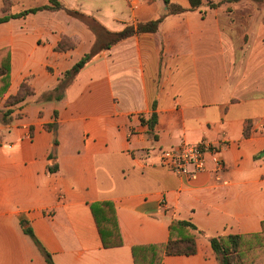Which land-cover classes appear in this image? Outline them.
Wrapping results in <instances>:
<instances>
[{
    "label": "crops",
    "instance_id": "0c3cea01",
    "mask_svg": "<svg viewBox=\"0 0 264 264\" xmlns=\"http://www.w3.org/2000/svg\"><path fill=\"white\" fill-rule=\"evenodd\" d=\"M60 1L109 33L167 10L164 0ZM46 4L0 0V16ZM96 42L64 9L0 24L11 51L0 111L12 110L0 113V264H48L22 223L54 264H134L132 247L167 242L177 221L201 232L197 253L162 264H219L212 238L257 234L264 221V0H202L168 15L156 33L96 53L61 101H40ZM23 82L34 94L9 107ZM55 112L56 135L46 128ZM202 141L220 148V172L209 161L190 181L161 164L162 151ZM100 202L115 207L121 247L103 246Z\"/></svg>",
    "mask_w": 264,
    "mask_h": 264
},
{
    "label": "trees",
    "instance_id": "16d2710c",
    "mask_svg": "<svg viewBox=\"0 0 264 264\" xmlns=\"http://www.w3.org/2000/svg\"><path fill=\"white\" fill-rule=\"evenodd\" d=\"M189 1L191 9L187 10L179 5L171 3L170 0H164L167 10L157 19L137 23L136 25H129L119 33H109L94 19L77 11L64 8L60 0H48V4L46 5L28 8L17 14L0 16V24L13 18H26L31 14H36L44 10L57 11L61 9H64L70 16H73L84 23L90 22L93 24L94 27L90 29L96 36L97 45H95L90 53L85 54L71 69L64 73L58 85L52 92L43 94L39 99L44 102L61 101L64 98L65 91L73 83L76 76L92 60L96 53L109 49L117 43L134 35L156 33L159 25L168 15L181 14L186 11L196 10L202 4V0ZM66 42H69V40ZM64 47L65 45L61 43L57 48V51H64ZM10 72L11 51L9 48L0 49V97L6 93L10 85ZM33 94L34 92L30 85L27 82H23L19 92L15 96L9 98L7 105L13 107L23 104L26 102L27 98ZM0 113L3 112L0 111ZM11 113L12 110L9 109L3 114L4 117H8ZM54 117L56 121L47 125L46 128L56 135L58 131L57 112L54 113ZM156 122L157 115L153 113L147 120L151 130L154 129ZM55 144H58L57 140H55ZM91 208L99 229L103 246L107 249L123 246L124 242L120 233L113 204L110 202H100L93 204ZM22 226L24 227L25 234L32 239L34 244L44 255L46 262L48 264H54L52 256L44 249L33 230L30 227H25L24 223H22ZM170 230V238L165 243L133 246L132 255L134 264H162V261L166 256H190L197 253L196 239L201 232L198 231L194 224L187 221H177L171 224ZM210 242L219 264H264V261L257 260L260 259L261 256L264 257V221L262 222V230L260 233L220 236L212 238ZM234 257H238L240 261L234 263Z\"/></svg>",
    "mask_w": 264,
    "mask_h": 264
},
{
    "label": "built area",
    "instance_id": "2783aa9c",
    "mask_svg": "<svg viewBox=\"0 0 264 264\" xmlns=\"http://www.w3.org/2000/svg\"><path fill=\"white\" fill-rule=\"evenodd\" d=\"M161 164L178 176L193 181L208 169L209 161L220 172L224 162L220 156V148L202 141L198 144H181L162 151Z\"/></svg>",
    "mask_w": 264,
    "mask_h": 264
},
{
    "label": "rangeland",
    "instance_id": "374dc122",
    "mask_svg": "<svg viewBox=\"0 0 264 264\" xmlns=\"http://www.w3.org/2000/svg\"><path fill=\"white\" fill-rule=\"evenodd\" d=\"M31 3L30 2H27L25 5L26 6H28V5H30ZM86 24V26L88 27V29L93 33V35L95 36V34H94V32L90 29V28H93L94 26H93V24H91L90 22H86L85 23ZM95 38H96V36H95ZM95 45H97V44H95ZM95 45H94V47H95ZM92 50L90 49V50H88L87 52H86V54H88V53H90ZM258 261H264V257L263 256H261L260 257V259H257ZM240 260L238 259V257H234V260H233V262L234 263H238Z\"/></svg>",
    "mask_w": 264,
    "mask_h": 264
}]
</instances>
